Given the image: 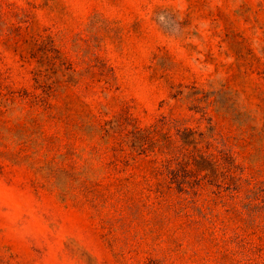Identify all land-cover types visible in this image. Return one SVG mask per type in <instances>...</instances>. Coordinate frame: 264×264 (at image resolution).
Listing matches in <instances>:
<instances>
[{
    "label": "rangeland",
    "instance_id": "rangeland-1",
    "mask_svg": "<svg viewBox=\"0 0 264 264\" xmlns=\"http://www.w3.org/2000/svg\"><path fill=\"white\" fill-rule=\"evenodd\" d=\"M0 264H264V0H0Z\"/></svg>",
    "mask_w": 264,
    "mask_h": 264
},
{
    "label": "trees",
    "instance_id": "trees-1",
    "mask_svg": "<svg viewBox=\"0 0 264 264\" xmlns=\"http://www.w3.org/2000/svg\"><path fill=\"white\" fill-rule=\"evenodd\" d=\"M200 92H188L185 93L183 90H179L174 96H183L186 99L192 100V101H197L199 98H196V94Z\"/></svg>",
    "mask_w": 264,
    "mask_h": 264
}]
</instances>
